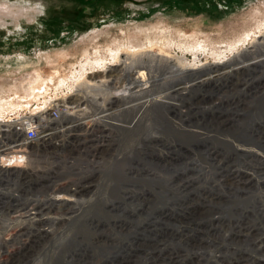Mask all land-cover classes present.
Segmentation results:
<instances>
[{
  "label": "rangeland",
  "instance_id": "rangeland-1",
  "mask_svg": "<svg viewBox=\"0 0 264 264\" xmlns=\"http://www.w3.org/2000/svg\"><path fill=\"white\" fill-rule=\"evenodd\" d=\"M262 20L264 0H0L6 122L40 113L51 98L76 96L82 81H106L97 91L103 103L84 102L62 125L51 122V139L28 148L38 159L34 172L0 179V264H264V62L160 82L153 88L168 90L174 80L188 88L171 96L177 106L132 127L138 110L109 101L129 78L108 55L126 40H151L197 71L218 54L231 59L249 48L246 40L221 49L258 34ZM198 42L203 49H191ZM37 80L46 93L38 102L28 95ZM106 106L105 119L122 129L71 124ZM2 131L0 145L15 144ZM63 184L71 189H56ZM54 196L75 198L53 205Z\"/></svg>",
  "mask_w": 264,
  "mask_h": 264
},
{
  "label": "bare ground",
  "instance_id": "bare-ground-1",
  "mask_svg": "<svg viewBox=\"0 0 264 264\" xmlns=\"http://www.w3.org/2000/svg\"><path fill=\"white\" fill-rule=\"evenodd\" d=\"M197 24L200 25L199 22ZM202 24H204V22ZM204 25H207V21H206V23ZM210 25H213V23H210ZM154 27H156V26H154ZM154 27H152V28H154ZM257 30H259V33L257 32L258 34H256L255 32H253V33L252 32H246V34L243 35L244 37L240 38V40L236 41V43H233L230 46H227V45L223 44L224 46L221 47V49L224 48V49L234 50V48L238 47L237 44L240 43V41L244 42V41L248 40L249 48H248V46L243 47L242 49L240 48V50L236 51L237 54H234L235 56L233 55V58H231V59H229V56H228L227 59H223V58L221 59L220 54H218V55H216L217 59L208 62L207 66H204L203 68H201L200 70H197V71L194 70V69H197V67H188L189 65L187 67H185L183 65L177 64V62L174 60V57L172 56V54H170L171 51L169 52L165 47H163L161 44L157 43L156 41H151L150 40L148 42V44H147L146 41H141V40H138V39H134V40L129 39V40H126V42L123 43V44H121V43L118 44L117 43L118 44L117 46H109L108 55L111 57L110 58L111 60L112 59L115 60V62H112L109 66L111 67V66L115 65L113 70L118 71V72L122 71V74L126 73L127 77L129 78V81L127 82L128 84L126 83L125 86H123L122 88L116 89L115 92H113L109 96V98H110L109 101L112 102V103L115 102L117 105H120L121 104L120 101H123V99H125L124 100L125 102H123L124 105L121 104V105H123L121 107L122 110L123 109L124 110L125 109L128 110L127 109L128 107L131 110H136V109L138 110L137 116L133 115V117L131 118V122H132L131 126L134 127L135 126V121H139V119H141L140 121H143L142 119H144V117H148L151 114H154L155 116L158 115L159 114L158 108H161V110H162V108H164V107H175V106H177V104L175 102L171 101V99H170L171 96H173L174 92L182 94L183 90L185 91L188 88V83L184 82L186 84L185 85L184 83H182V81L174 80V82H175L174 85L172 86V88H167L168 90L160 89V88L159 89H154L153 87L156 86V85H159L160 82L167 81V80H172L174 78H180L181 76H185V75H188V74H191V75L196 74V73L207 74V73L211 72L213 67H214L215 71L227 68L228 70H230V71L232 70V71H235V73H237V72H240V71L248 70L251 67H258L259 65H261L260 63L264 62V36L261 37L260 39H257V37L258 36L260 37L261 34L264 33V20L259 21ZM144 31H146V29L140 28L138 32L143 33ZM153 32L155 34L154 36H156V34L158 33V32H155V31H153ZM153 32H151L150 35ZM140 35H143V34H140ZM138 41L140 42V44L138 43ZM202 44H203L202 42H200V43L198 42L196 44H193L191 46V49H193V50H195V49L197 50L199 48L203 49L204 44L203 45ZM144 45H147V46L146 47H142ZM156 47H157V51L155 50ZM244 48H246V49H244ZM122 49H124V50H122ZM82 50L83 49H81V51ZM261 50H262V52H260ZM231 52L233 53L234 51H231ZM88 54L89 53H86V55H88ZM219 56H220V58H219ZM106 59L107 58H97V59H95L94 63H98V64L99 63H101V64L103 63V64H105ZM232 60L236 61V62H233ZM178 63H180V62H178ZM200 65H203V64H200ZM248 71H250V70H248ZM210 75H212V74H210ZM122 77L123 76L121 75V78ZM104 79H105V77L104 78L103 77L99 78L98 79L99 83L97 85H96L97 82L91 84L89 81H87V82H86V80L82 81L83 83L80 84V87L78 88V90L75 93L76 96H74V95L70 96L68 94H65L63 96H58V97H55V98H51L53 102L52 101L51 102L45 101L48 104L45 106L43 111H41L40 113H36L35 115L32 114L30 116L17 115V117H20V116L21 117H25L24 119H26V120H31L32 118L39 117V116L40 117L41 116L48 117V115H47L48 114V108H50L51 105H54L56 103L60 104V103L54 101V100L58 99V101H62L61 105L66 106V110L67 111L66 112L64 111L65 113L63 115V118L61 116L60 120L57 119L56 121H52L50 119H47V121H49L48 123L53 122V123H59V125H62L63 121H66V118L68 117V115L70 113L75 112V111H78V112H80V111L83 112L84 111L83 110L84 107L81 108V105L84 102L89 101V102H93V103H96V104L104 102V101L98 102L99 95H100L99 94L100 91H98V90H100L102 88V85L105 84L106 81ZM176 81H178V82H176ZM84 82H86V83H84ZM40 83H42V84H40ZM43 83H45V81L41 82L40 80H37V81L31 82L30 84H28L29 85L28 95L30 96V99L31 98L35 99L34 101L38 102V101H40V95L41 94H43V95L46 94V93H44L45 88L43 86ZM61 83L64 84L65 82H63V80H61ZM91 90L96 91V92L90 93ZM12 93H13V91H12ZM104 94H106V93H104ZM176 96H177V94H176ZM10 97H9V99H10ZM68 97H71V99L68 98ZM5 100H8V99H6V97H5ZM104 100H105V98H104ZM8 103H9L8 105H12L11 100ZM21 103L24 104L23 102H21ZM29 103H31V102H29ZM8 105H5V108ZM2 106H4V105H2ZM2 106L0 107V109L2 108ZM17 106H18V104H17ZM21 106H23V105H21ZM154 107H155V110L152 111L151 109L154 108ZM74 108H77V109H74ZM109 108H111V106H106V108L103 107V109H101L98 112L93 113L91 115L92 117H90L88 119H85L87 117L88 113L87 114L85 113L86 115H79L78 118L75 119L71 124L73 125L75 123L73 126H75L76 128H79V129H83V127L86 126L85 124L89 125L92 120H96L97 122H101L103 124H105V123L106 124H109V123L113 124L116 128L122 129V127H123L122 123L113 122V121L111 122V121L105 119V117L108 114L111 113V112L107 111ZM177 110H179V109H177ZM131 112L133 113V111H131ZM44 113H46V114H44ZM81 114H83V113H81ZM67 121H68V119H67ZM13 122H14V119L12 120V123ZM12 123L11 122H6V119H4V118H2V116H0V129L1 130L9 131ZM64 125H65V123H64ZM139 125H141V124H139ZM66 127L68 128L69 125L66 126ZM141 127H142V125H141ZM50 128H52V127L50 126ZM87 128H89L88 130H90V127H87ZM133 130H135V128ZM120 131H118V133ZM14 134H16V133H14ZM47 134H48L47 135L48 139L49 138L51 139L52 132L50 131ZM28 147H29L28 144L23 139H21L20 143H15V144L11 143L10 144L8 142V143H3V144L0 145V179L1 178H5V177L7 179H11L13 177V175H15L17 177H19L21 174H26L27 175L30 172H34L35 169L38 168L37 167L38 159L36 160V158H33L32 157L33 153H31V152L29 154H27L28 152L26 151V149H28ZM23 150L25 152H27L26 155H24L22 153ZM38 166H40V165H38ZM70 186L71 185L63 184V185H59L58 187L56 186V189L57 190H68L69 191L71 189ZM74 188H75L74 191L71 192L72 193L71 196H75V194H77V192L79 191V189L77 190V188L75 186H74ZM52 193H54V191ZM71 196H61V197L54 196L53 200H51V201H53L52 202L53 205L55 203L58 204V203H61V202L65 203V204H69L71 202V200H73L75 198V197L72 198ZM31 218H33V217H31ZM42 226H44V225L42 224ZM45 231H46V234H47V232H50V228L45 230ZM45 231H42V232L45 233ZM34 237L36 238V236H34ZM242 260L243 259H241V261ZM231 263L235 264V263H239V261L236 260V261L231 262Z\"/></svg>",
  "mask_w": 264,
  "mask_h": 264
},
{
  "label": "built area",
  "instance_id": "built-area-1",
  "mask_svg": "<svg viewBox=\"0 0 264 264\" xmlns=\"http://www.w3.org/2000/svg\"><path fill=\"white\" fill-rule=\"evenodd\" d=\"M65 110L66 106L56 103L48 108V117L39 116L32 118L31 120H26L24 119L25 117L21 116L13 117L14 122L12 123L11 129L9 130L12 132L10 134L14 135V138H12L15 139L13 143H20L21 139H23L28 144V148L31 149L35 146H39V144L43 142H47V133L52 130V128H50V124L53 123H48L49 121H47V119L56 121L62 116ZM2 132L5 133L4 130ZM26 151L29 153L28 149H26ZM27 152L23 150L22 153L26 155Z\"/></svg>",
  "mask_w": 264,
  "mask_h": 264
}]
</instances>
